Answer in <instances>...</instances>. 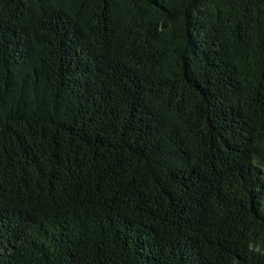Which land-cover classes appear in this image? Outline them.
Here are the masks:
<instances>
[{
  "label": "trees",
  "instance_id": "obj_1",
  "mask_svg": "<svg viewBox=\"0 0 264 264\" xmlns=\"http://www.w3.org/2000/svg\"><path fill=\"white\" fill-rule=\"evenodd\" d=\"M0 264H264V0H0Z\"/></svg>",
  "mask_w": 264,
  "mask_h": 264
}]
</instances>
